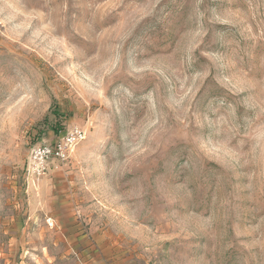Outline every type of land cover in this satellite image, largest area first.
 <instances>
[{"label": "rangeland", "instance_id": "1", "mask_svg": "<svg viewBox=\"0 0 264 264\" xmlns=\"http://www.w3.org/2000/svg\"><path fill=\"white\" fill-rule=\"evenodd\" d=\"M0 264H264V0H0Z\"/></svg>", "mask_w": 264, "mask_h": 264}, {"label": "built area", "instance_id": "2", "mask_svg": "<svg viewBox=\"0 0 264 264\" xmlns=\"http://www.w3.org/2000/svg\"><path fill=\"white\" fill-rule=\"evenodd\" d=\"M84 137L81 127L71 125L54 140L34 145L27 156V171L34 176L49 174L57 167L56 162L69 158L71 150Z\"/></svg>", "mask_w": 264, "mask_h": 264}]
</instances>
